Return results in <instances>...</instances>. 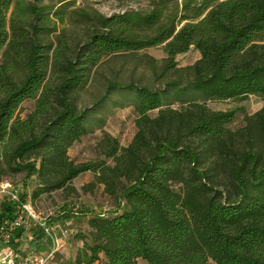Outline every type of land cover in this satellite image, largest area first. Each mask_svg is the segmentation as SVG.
Listing matches in <instances>:
<instances>
[{"label": "trees", "instance_id": "16d2710c", "mask_svg": "<svg viewBox=\"0 0 264 264\" xmlns=\"http://www.w3.org/2000/svg\"><path fill=\"white\" fill-rule=\"evenodd\" d=\"M180 6L185 13L166 17L158 6L107 18L95 13L82 39L63 31L46 43L56 29L45 8L0 0V182L22 175L27 190L35 180L36 202L91 173L95 181L85 190L102 185L115 206L85 218L72 264H264V105L237 130L230 125L238 109L208 107L251 96L264 101V0ZM159 46L162 76L191 49L201 54L182 70L184 82L156 90L109 81L91 107L79 108V93L103 61ZM27 103L33 109L22 117ZM125 107L137 115L128 146L105 135L96 161L70 159L75 144ZM16 209L0 201L1 230L14 223ZM85 215L63 205L48 221ZM9 237L3 246L17 261L46 250L38 227L12 229Z\"/></svg>", "mask_w": 264, "mask_h": 264}, {"label": "rangeland", "instance_id": "374dc122", "mask_svg": "<svg viewBox=\"0 0 264 264\" xmlns=\"http://www.w3.org/2000/svg\"><path fill=\"white\" fill-rule=\"evenodd\" d=\"M26 4L36 5L45 8V14L51 18V27L55 32H50L45 38V42H55L58 34L64 31L68 37L76 36L79 39L93 23L95 13L102 17H112L127 12L150 13L155 7H163L165 17L170 13L182 15L184 10L181 4L191 0H23ZM198 1L191 3L194 7ZM191 13V12H190ZM201 54L191 49L188 53L177 57L176 71L162 76L163 61L166 55L163 54L162 47H153L144 51H139L135 55L127 54L119 57H109L95 69L94 75L88 87L79 93L77 102L79 108L91 107L95 100L104 95L106 85L111 82L123 85L132 83L136 86H144L150 89L163 90L169 81L186 80V73L182 70L186 67L193 66ZM153 59V61H152ZM182 72V73H181ZM180 76V77H178ZM264 101L261 97L251 96L242 102H213L208 107L212 111L228 112V110L238 109L239 113L231 127L235 130L243 127L246 116L254 115L262 108ZM33 109L32 103L23 106L21 116L25 117ZM156 112L152 113L153 116ZM94 117H103L95 113ZM135 115L131 107L124 109L116 108L105 118V124L102 128H95L93 133L83 137L81 142L75 144L69 151V157L76 164L94 162L98 158L99 143L105 135L118 139L122 147L128 146L133 139L136 129ZM25 178L22 175L8 176L3 182H11L17 189L23 190ZM95 181L94 175L84 173L74 180L65 191H54L51 195H43L36 202L32 201L36 213L48 220L59 212L63 205L70 206L76 214H86L82 218L68 221L71 223V232L69 237L61 239V248L55 257V260L47 264H72L79 249L83 243L76 239L79 232L87 231L88 224L86 217L98 213H110L115 209L114 204L105 195L102 185H95L92 191L85 190L88 184ZM27 191L32 196V191L36 188V182L28 184ZM27 244H30L28 242ZM30 246V245H29ZM46 250L42 257H45L49 250V242L45 243ZM5 253L3 243L0 242V254ZM36 251L30 255L31 258H39ZM26 259V258H25ZM25 259H20L25 261ZM138 264H147L138 261ZM95 264H101L95 263ZM209 264H215L210 261Z\"/></svg>", "mask_w": 264, "mask_h": 264}, {"label": "built area", "instance_id": "2783aa9c", "mask_svg": "<svg viewBox=\"0 0 264 264\" xmlns=\"http://www.w3.org/2000/svg\"><path fill=\"white\" fill-rule=\"evenodd\" d=\"M25 194L26 201L22 199ZM31 194L27 190H19L11 182H0V201L9 200L17 207L16 218L11 224L9 230L0 229V242L8 243L10 240V231L15 228H25L30 230L33 227L40 228L49 242V250L45 257L31 258L29 256L25 261H17V254L11 249H5V253L0 254V264H47L55 260L61 248V239L67 238L71 232V223H54L51 224L47 218H43L36 213L32 206ZM32 237H28L31 241Z\"/></svg>", "mask_w": 264, "mask_h": 264}]
</instances>
